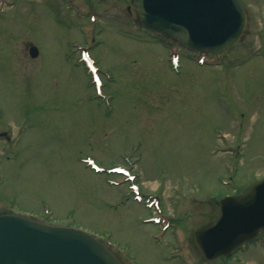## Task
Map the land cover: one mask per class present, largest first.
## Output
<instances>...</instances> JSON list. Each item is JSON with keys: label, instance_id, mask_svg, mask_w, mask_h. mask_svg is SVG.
Segmentation results:
<instances>
[{"label": "rangeland", "instance_id": "374dc122", "mask_svg": "<svg viewBox=\"0 0 264 264\" xmlns=\"http://www.w3.org/2000/svg\"><path fill=\"white\" fill-rule=\"evenodd\" d=\"M8 2L0 131L20 140L18 153L0 146V210L82 227L127 264H264L258 239L212 261L194 239L220 198L264 177V0H243L244 33L220 54L226 63L199 66L173 43L180 72L159 37L138 28L131 0ZM86 44L109 72L100 75L107 97L73 54ZM119 165L133 175L117 176Z\"/></svg>", "mask_w": 264, "mask_h": 264}, {"label": "water", "instance_id": "95a60500", "mask_svg": "<svg viewBox=\"0 0 264 264\" xmlns=\"http://www.w3.org/2000/svg\"><path fill=\"white\" fill-rule=\"evenodd\" d=\"M140 22L195 50L222 51L241 34V0H132ZM31 55L37 48L31 47ZM219 215L198 228L196 241L213 259L264 230V180L219 201ZM0 264H121L85 232L20 215L0 214Z\"/></svg>", "mask_w": 264, "mask_h": 264}, {"label": "flooded vegetation", "instance_id": "af4514ba", "mask_svg": "<svg viewBox=\"0 0 264 264\" xmlns=\"http://www.w3.org/2000/svg\"><path fill=\"white\" fill-rule=\"evenodd\" d=\"M4 137V138H3ZM9 140V136L8 134H4L3 130L0 131V146H2L3 143H1L2 141ZM4 146V145H3Z\"/></svg>", "mask_w": 264, "mask_h": 264}]
</instances>
